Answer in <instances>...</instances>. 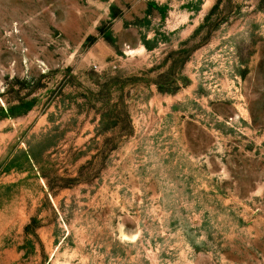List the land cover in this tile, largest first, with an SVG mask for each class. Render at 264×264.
Masks as SVG:
<instances>
[{
    "label": "rangeland",
    "instance_id": "rangeland-1",
    "mask_svg": "<svg viewBox=\"0 0 264 264\" xmlns=\"http://www.w3.org/2000/svg\"><path fill=\"white\" fill-rule=\"evenodd\" d=\"M0 264H264V0H0Z\"/></svg>",
    "mask_w": 264,
    "mask_h": 264
}]
</instances>
